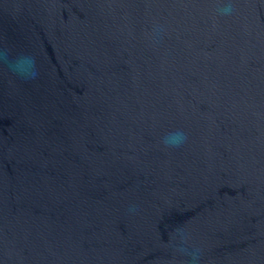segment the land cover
<instances>
[{"label": "water", "instance_id": "95a60500", "mask_svg": "<svg viewBox=\"0 0 264 264\" xmlns=\"http://www.w3.org/2000/svg\"><path fill=\"white\" fill-rule=\"evenodd\" d=\"M5 41L0 264H264V0H0Z\"/></svg>", "mask_w": 264, "mask_h": 264}, {"label": "clouds", "instance_id": "9594fccd", "mask_svg": "<svg viewBox=\"0 0 264 264\" xmlns=\"http://www.w3.org/2000/svg\"><path fill=\"white\" fill-rule=\"evenodd\" d=\"M0 67L4 68L12 76L23 81L35 80L39 75L37 57L33 53L14 52L5 41L0 43ZM182 131L170 133L164 138V144L168 147H179L186 140ZM134 211V209H131ZM176 253L187 257L186 264H200L201 250L197 247L185 248L175 246Z\"/></svg>", "mask_w": 264, "mask_h": 264}]
</instances>
